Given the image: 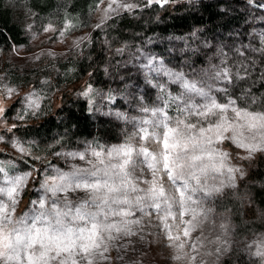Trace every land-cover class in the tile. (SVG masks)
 <instances>
[{"label":"snow or ice","instance_id":"obj_1","mask_svg":"<svg viewBox=\"0 0 264 264\" xmlns=\"http://www.w3.org/2000/svg\"><path fill=\"white\" fill-rule=\"evenodd\" d=\"M103 2L99 0L100 4ZM174 2L107 0L105 17L95 27L103 29L121 13L132 14L141 7L163 8ZM248 2L253 4L254 0ZM256 6L264 8V3ZM73 27L66 21L60 35ZM43 31L55 29L49 24ZM221 55V65L215 67L209 80H203L188 78L162 58L143 54L141 70L146 81L157 89L160 103L151 107L141 104L140 111L145 115L133 133L141 143L105 147L93 142L83 151H59L57 145H64L57 139L44 151L86 165L74 164L68 171L51 163L35 168L34 163L42 159L36 154L38 145L15 138V130L27 119L43 114L44 94L33 91L22 97V107L14 117L17 122L10 125L8 109L0 101V122L13 137L9 140L0 135V143L10 145L29 169L17 172L14 162L0 160V264H96V257L107 253L106 241L126 231L133 223L130 218L138 212L157 215L167 239L177 242L181 236L173 235V229L179 219L183 238H190L204 214L200 209L203 200L221 193L226 185L235 187L237 174L243 175L241 169L229 164V154L218 146L231 142L246 153L239 159H251L255 153L264 152V111L238 106L228 85L244 77L228 66L226 54ZM240 70L247 73L243 64ZM170 86L179 91H170ZM93 92L86 84L80 94L91 104ZM15 94L14 88L0 84L4 99ZM107 99L112 102L116 97L109 93ZM170 111L176 115H170ZM116 115L123 118L122 113ZM150 144L156 148H150ZM33 173L40 179L41 194L31 201L29 213L17 217L16 209ZM73 193L85 195L74 201ZM247 248L264 264V235Z\"/></svg>","mask_w":264,"mask_h":264},{"label":"rangeland","instance_id":"obj_2","mask_svg":"<svg viewBox=\"0 0 264 264\" xmlns=\"http://www.w3.org/2000/svg\"><path fill=\"white\" fill-rule=\"evenodd\" d=\"M222 1L233 4L230 7L220 4L219 8L226 11L229 9L238 11L237 14L245 18L241 21V23H247V29L244 32H227L222 35L216 31V34L210 37L211 34L207 33V28H198L185 37L156 34L139 37L137 34L132 37L133 39L131 38L132 40L128 39L127 42L124 40L122 46H117L114 43L119 42L120 37L114 34L116 24L128 16L137 21L140 11L147 8L141 7L132 14L121 13L118 18L114 17L109 20L103 29H97L95 26L105 17L104 8L107 7V0H104L102 4L99 0H88L83 13L69 9L74 0H60L56 9L46 14L32 10L29 0H4V6L11 11L13 21L22 29L26 37V43L11 45L7 50L0 45V84L8 85L16 90V94L11 99H4L0 96L3 106L8 109V124L17 122L14 117L21 109L22 97L26 94L33 91L44 94L45 100L42 101V108H44L42 115H44L62 101L66 91V93L73 91L72 96L86 100L88 111L91 114L113 122L114 128L112 129L117 132L116 138L119 140L108 142L105 138L101 140L78 138L75 145L70 146L71 143H63L62 148L57 145V150L83 151L88 144L93 142L105 147L125 142L141 143L133 137V133L137 131L138 121L145 115L140 111L141 104L151 107L160 103L157 100V89L146 81L145 74L141 70L140 65L144 62L143 54L162 58L169 67L183 71L188 78L209 80L215 67L221 65L224 58L221 52L227 55L228 66L232 71L234 73L239 71L243 77L247 76V73L240 70L243 55L250 54L247 59L255 62L256 55L260 52L264 53V40H262L264 8L256 6L264 3V0H254L253 4H249L248 0ZM66 21L75 27L61 36L60 30ZM49 24L53 25L55 31L44 32L43 29ZM98 36H101L99 40L96 39ZM94 40L105 44V60H107L105 67H102L105 73L98 85H93L88 76L79 79L76 75L78 64L82 62L88 64L94 58V53H92ZM242 46L245 47L244 50H240ZM118 49H123V52L118 53ZM237 50L243 52V55H240ZM194 54L203 57V65L192 60L196 57ZM253 65L255 66V63ZM76 78L79 81L73 82ZM241 80L235 79L231 85H228L230 95L235 99L237 97L240 101L238 103L237 100L238 106L241 103H247L244 107L251 111H264V105L258 103L257 96L249 94L252 87L246 84L241 90L237 89L241 86L238 84ZM86 84L94 89L91 104L80 94ZM169 90L179 91L176 86H170ZM109 93L116 97L112 102L107 99ZM118 112L123 114V118L116 115ZM170 115L175 116L176 113L170 111ZM33 119L37 118H29L27 121ZM23 125L24 123L20 127ZM0 135L7 136L9 140L13 139L12 135L6 131L3 122H0ZM15 138L26 142H36L38 145L36 154L42 158L35 162L38 164L35 167L37 169L49 163L65 171H68L74 164L86 166L81 161L70 159L66 161L63 157L58 158L44 151L57 139H48L47 146H41L38 144V139L24 136V134L20 135L18 132H15ZM225 143L231 144L226 141L218 147L229 154V164L245 170L251 163L250 159H245L243 162L241 159L239 161L234 159L233 151L236 147L232 144L228 148ZM149 147L155 149L156 145L150 144ZM236 150L240 155H246ZM10 151H14L10 145L0 143V160L14 162L17 172L29 170L19 162L6 158V152ZM258 153L264 155V152L255 154ZM137 174H139V169H137ZM34 175L35 173L16 209L17 217L29 213L32 208L31 201L38 199L41 194L40 179L37 178L34 184ZM144 175L150 178L149 173L145 172ZM240 178L238 173L235 187L226 185L221 193L203 200L200 209L204 214L199 217L197 227L190 238H183L178 227L179 219L175 222L177 227L173 229V235L181 236L180 241L177 242L167 239V233L157 215L147 211L138 212L130 218L133 223L128 225L126 231L114 234L113 239L106 241L107 253L97 256L96 264H226L227 260L230 264H261L259 258L250 254L247 245L264 235V230L247 233L233 221L236 216L233 204L243 200V196L248 192V189L240 191L238 188ZM209 182L212 183V181ZM215 183L218 184L219 181ZM141 187L146 186L141 185ZM165 187L171 191L167 182H165ZM84 195V193H73L71 198L75 201L83 198ZM180 244H183V247H180Z\"/></svg>","mask_w":264,"mask_h":264},{"label":"trees","instance_id":"obj_3","mask_svg":"<svg viewBox=\"0 0 264 264\" xmlns=\"http://www.w3.org/2000/svg\"><path fill=\"white\" fill-rule=\"evenodd\" d=\"M189 1L191 0H175L174 3H170L163 8L158 6L149 7L140 11L137 21L131 16L124 18L116 24L114 34L120 37V41L114 44L122 46L124 40L127 42L128 39L137 34L139 37L152 34L185 37L188 34L191 35L195 29L207 28V33H210V37H213L216 31L225 35L227 32H244L247 29V23H241L245 18L240 17L237 14L238 11L231 9L226 11L219 8L220 4L230 7L233 3H226L222 0H192L188 3ZM59 2L60 0H29V6L37 13L46 14L56 9ZM86 4H88V0H74L69 9L71 11L76 10L77 13H83ZM10 12L4 6V0H0V45L5 50L11 45L26 43V37L23 35L22 29L13 21ZM141 32L142 35H140ZM100 38L101 36L96 37L97 40ZM104 47L105 44L102 41H93L92 53H94V58L88 64L84 62L78 64L77 78L88 76L93 85L99 84L102 75L105 73L102 67H105L107 62ZM244 48L242 46L240 50H244ZM194 55L196 57L192 60L203 65V57L198 54ZM248 56L250 54H245L242 59V64L247 68V76L238 83L241 86L237 89L241 90L247 84L252 87L249 94L254 97L257 96L258 103L264 105V53H258L255 62L248 60ZM253 63H255V66ZM77 78L73 82H78ZM66 92L58 105L52 107L51 110L37 119L26 121L15 132L38 139V144L41 146H47L46 141L51 138L53 140L60 139L63 143H71L70 146L75 145L78 138H97L98 140L105 138L108 142L119 140L116 138L118 136L117 132L112 129V127L114 128L113 122L111 123L106 118L91 114L88 111L86 100L72 96L74 95L73 91ZM236 99L240 103L237 97ZM245 104L241 103L239 106L244 107ZM225 145L228 148L232 146L230 143H225ZM228 150L232 153L230 149ZM13 152H6L5 157L11 158L27 168L20 161V157ZM233 152L235 153L233 158L239 161L238 157L242 154L240 155L236 149ZM241 160L242 162L245 161V159ZM250 161V165L242 170L243 175H240L241 178L237 184L240 191L248 189V192L243 196V200L238 201L235 205L233 204L236 215L233 221L239 227L245 229L247 233L264 230V155L261 153L254 154ZM37 166L38 164L34 163V167ZM34 178V184H36V174ZM225 263L230 264V261L227 260Z\"/></svg>","mask_w":264,"mask_h":264}]
</instances>
